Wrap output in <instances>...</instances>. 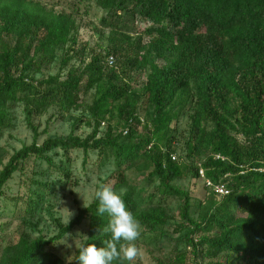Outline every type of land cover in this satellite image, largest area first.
I'll return each instance as SVG.
<instances>
[{"label":"trees","instance_id":"trees-1","mask_svg":"<svg viewBox=\"0 0 264 264\" xmlns=\"http://www.w3.org/2000/svg\"><path fill=\"white\" fill-rule=\"evenodd\" d=\"M82 3L84 14L91 3L102 12L103 51L80 41ZM66 10L40 0H0V139L19 104L32 133L31 143L6 161L0 145V208L22 229L1 250L0 264H63L52 249L84 221L85 238L72 264L82 246L108 243L121 252L114 264H132L122 258L128 243L111 240L109 217L97 214L95 197L67 224L54 220L53 236L29 233L41 210L51 213L57 188L67 187L68 153L75 150L82 167L90 152L98 156V169L105 162L114 166L111 188L125 189L120 194L140 224L135 246L143 237L160 243L179 234L184 249H173L165 264H264V0H72ZM59 49L58 73L36 79ZM90 91L89 120L73 123L84 120L90 133L39 144L32 117L54 107L65 118L84 106ZM181 119L185 127L179 129ZM55 149L68 167L53 163ZM37 160L47 164V174L62 178L48 181L41 171L28 170ZM199 169L227 192L217 196L203 184L204 194L196 198L175 183L186 177L197 182ZM127 170L146 172V192L128 180ZM14 173L21 193L9 197L3 187ZM169 199L178 202L177 219L169 214Z\"/></svg>","mask_w":264,"mask_h":264},{"label":"rangeland","instance_id":"rangeland-1","mask_svg":"<svg viewBox=\"0 0 264 264\" xmlns=\"http://www.w3.org/2000/svg\"><path fill=\"white\" fill-rule=\"evenodd\" d=\"M47 8L53 7L54 10L60 11L61 9L66 10L67 4L72 0H40ZM89 12L84 14L85 6L82 3L80 5V16H77V20L80 24L79 37L80 41L88 43L91 47L100 49L103 51L107 45V32L101 28L98 22V18L101 16V10L95 5H92ZM67 11V10H66ZM82 15V16H81ZM103 30V31H102ZM61 51L60 49L56 51L55 60L48 65L42 67L41 73H35L34 77L39 79L41 77H46L49 75H55L59 71V59ZM145 72H143L139 77L138 81L144 80ZM92 91L87 93L83 100V107L78 110H71L69 114H66L65 118L58 114L56 108L48 109L44 114L32 117V122L37 126V130L41 132L38 139L40 144L45 138L51 136H66L70 132L80 137H85L90 133L91 128L84 123V120H89L88 109L86 105L91 102ZM12 120L11 127L3 131L2 138L0 139V145L6 150V156L4 161L11 155L14 151L18 150L22 145H28L32 141V133L30 129L26 126L24 113L22 110V105H16L11 109ZM143 111H140V117L143 119ZM82 118L84 120L76 122L73 125L75 119ZM179 129L185 127V120L181 119L177 123ZM105 129V124H101L99 128V135L103 133ZM52 156L53 163L60 167H68L66 161L65 164H60V160H65V155L62 154L58 149L53 150L50 153ZM177 154V155H176ZM179 152L174 154L177 158ZM70 161L71 178L67 183L66 188H57V196L51 200L52 210L48 215L45 210L40 211L38 214H42L39 217L37 214L32 222L36 225L31 228L29 232L33 236L38 234L44 235L45 237L53 236L57 229L54 220L61 221L63 224H67L77 212L79 207L87 206L95 197L96 191L101 185H105L111 188L114 182V166L110 162H105V165L101 166L100 169L97 168V158L96 152H90L88 155L87 163L82 167L83 156L81 151L75 150L68 153ZM47 164L44 160H37L35 164H31L27 167L28 170L41 171L43 178L48 181H55L56 179L62 178L59 176L58 172L47 174L46 172ZM45 171V172H43ZM145 173H137L135 171L127 170L125 172L126 177L130 182L133 180L139 184V192H146L144 185L146 183ZM189 177L181 180H177L175 183L180 185L184 189H189L192 195L199 198L204 194V189L202 185L204 184L203 179H199L197 182L189 181ZM74 181H77V185L73 186ZM151 185V184H150ZM154 185H151V187ZM150 187V186H149ZM124 188L118 190L117 192L123 193ZM3 192L6 196H16L21 193V188L19 186V177L17 173H14L12 178L7 182L5 187H3ZM7 202V200H2L1 204ZM168 207L170 209L169 214L173 215L177 219L176 211L178 202L174 199H169ZM45 206V205H44ZM9 208H12L8 204ZM139 208L143 209L144 205H139ZM88 227V222L84 221L81 226L76 227L72 234H68L62 242L53 247V256H57L62 259L63 264H72V259L74 252L77 247L84 241V236H82L81 231ZM20 221L15 220L10 212L3 213L0 208V252L6 245L13 244L18 239L17 236L21 231ZM27 232V230H26ZM141 238V237H140ZM143 237L138 240L136 247L139 249V255L133 259L132 264H165L167 259L171 258L172 250L184 249V243L179 234L169 235L164 238L160 243L158 241H152L151 237ZM124 246L122 250L125 248ZM233 260L234 258H230Z\"/></svg>","mask_w":264,"mask_h":264},{"label":"clouds","instance_id":"clouds-1","mask_svg":"<svg viewBox=\"0 0 264 264\" xmlns=\"http://www.w3.org/2000/svg\"><path fill=\"white\" fill-rule=\"evenodd\" d=\"M95 199L98 201L97 214L100 216L107 214L109 217L107 231L111 234V240L115 243L121 241L128 243L123 249L122 258L131 262L139 255V249L132 243L140 236L139 221L127 209L122 195L112 188L101 185L95 193ZM118 260H121V252L113 243L102 247L94 244L82 246L78 255V264H114Z\"/></svg>","mask_w":264,"mask_h":264},{"label":"built area","instance_id":"built-area-1","mask_svg":"<svg viewBox=\"0 0 264 264\" xmlns=\"http://www.w3.org/2000/svg\"><path fill=\"white\" fill-rule=\"evenodd\" d=\"M112 60H113L112 57L109 56L107 58L108 64H112ZM172 158L174 159V157H172ZM198 173L200 175V178L203 179L205 185L209 186L216 195H222V194L227 192L225 190V188L223 187V185H221V184H212L208 179H205L202 169H199Z\"/></svg>","mask_w":264,"mask_h":264}]
</instances>
